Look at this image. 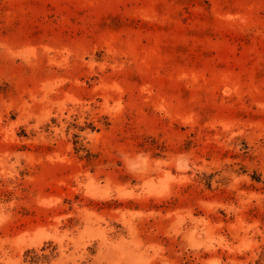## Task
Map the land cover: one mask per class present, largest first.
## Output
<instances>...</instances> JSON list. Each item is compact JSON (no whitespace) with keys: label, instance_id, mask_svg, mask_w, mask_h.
<instances>
[{"label":"rangeland","instance_id":"1","mask_svg":"<svg viewBox=\"0 0 264 264\" xmlns=\"http://www.w3.org/2000/svg\"><path fill=\"white\" fill-rule=\"evenodd\" d=\"M0 264H264V0H0Z\"/></svg>","mask_w":264,"mask_h":264}]
</instances>
